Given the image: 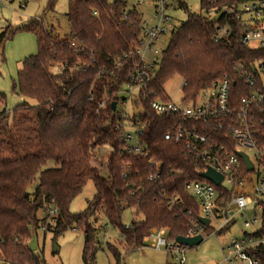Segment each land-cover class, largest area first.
Listing matches in <instances>:
<instances>
[{
  "label": "trees",
  "instance_id": "obj_1",
  "mask_svg": "<svg viewBox=\"0 0 264 264\" xmlns=\"http://www.w3.org/2000/svg\"><path fill=\"white\" fill-rule=\"evenodd\" d=\"M58 1L47 0L41 16L27 25L8 27L0 35V47L18 32L33 34L38 45L37 54L24 60L12 87L36 104L0 112V264H46L42 253L31 250L32 240L42 229L43 238L50 233L56 239L71 228L83 234V264H96L100 218L103 226L119 231L123 253L146 247L144 238L153 229H165L174 241L186 234L189 217L179 206L167 208L163 194L181 196L185 206L197 212L183 188L198 180V173L182 147L165 140L171 128L167 119L144 104L139 120L148 158L129 153L121 136L127 119L113 109V103H119L127 76L137 64V16L129 14L124 20L123 0H68L71 38L61 39L45 22ZM249 1L218 0L219 12L228 8L234 13L214 22L181 3L187 19L162 52L156 79L146 92L161 93L169 81L182 79L186 98L193 99L225 75L235 79L238 64L264 61V52L242 42L244 26L236 8ZM219 26L228 27L230 34L214 42ZM72 40L79 46L71 47ZM55 66L59 73L50 70ZM233 87L239 97L248 92L239 81ZM6 101V94L0 92V104ZM259 118L264 121V113ZM105 146L111 151L100 170L92 160ZM154 174H160L158 182L149 181ZM90 181L95 195L84 211L72 213V202ZM128 209L142 219H133L126 229L123 214ZM108 249L115 264H124L121 251L112 245ZM257 256L264 264V252Z\"/></svg>",
  "mask_w": 264,
  "mask_h": 264
},
{
  "label": "built area",
  "instance_id": "obj_2",
  "mask_svg": "<svg viewBox=\"0 0 264 264\" xmlns=\"http://www.w3.org/2000/svg\"><path fill=\"white\" fill-rule=\"evenodd\" d=\"M113 1L109 0L110 3ZM123 1L124 20H129V14L136 15L139 29L134 49L137 64L128 74L119 95L120 101L115 106L122 112L121 118L127 119L121 135L127 143V151L149 157V151L141 141L144 129L139 120L144 113V104H147L156 115L167 119L171 128L165 140L182 147L198 177L209 168L222 177L219 184L199 177L184 185V193L196 205V214L185 206L181 196L163 194L167 208L179 206L189 217L183 236H202L203 239L220 236L222 230L230 231L241 223L245 229L239 238L222 249L223 260L219 264H232L236 260L244 264H262L257 252H264V121L259 118V114L264 113V61L252 65L238 64L235 79L225 75L202 89L193 99L186 98L183 91L186 83L182 79L177 89L181 95L177 100L166 94L165 85L161 93H147L148 84L156 79L164 51L158 47L159 42L166 36L171 40L183 23L177 13L184 11L181 3L188 6V0ZM196 1L202 12L195 14L212 19L220 13L215 6L218 0ZM223 9V15L234 13V10ZM236 9L244 26L242 42L252 50L264 52V0L245 2ZM149 10L153 25L145 18ZM229 34L228 27L219 26L213 41H220ZM78 46L76 41H71V47ZM236 81L248 90L242 97L237 96L233 87ZM104 104L101 102L99 107L103 108ZM129 108L133 110L130 117ZM139 108L141 112L137 113ZM132 117L136 118L135 123ZM130 128L135 133H131ZM244 156L251 164V170L247 169ZM150 161L153 165L152 159ZM160 179V174L149 177L151 182ZM200 219L208 220L209 224L204 225ZM130 227L131 224L125 226L126 229ZM147 240H150L149 244ZM144 241L154 249L172 254L177 264L186 262L188 247L169 240L165 229H153Z\"/></svg>",
  "mask_w": 264,
  "mask_h": 264
},
{
  "label": "rangeland",
  "instance_id": "obj_3",
  "mask_svg": "<svg viewBox=\"0 0 264 264\" xmlns=\"http://www.w3.org/2000/svg\"><path fill=\"white\" fill-rule=\"evenodd\" d=\"M188 7L193 13H201V9L197 6L196 0H188ZM47 0H0V35L14 27L27 25L32 19L42 15ZM68 0H59L55 11L48 13L45 17V22L48 29L53 35L59 38H71L70 25L67 18ZM180 21L184 22L187 19L185 11L177 13ZM146 20L150 25H153L152 12H146ZM170 41V36L162 38L158 47L165 50ZM38 52V45L35 36L27 32H18L13 38L6 40L0 47V92L6 94V103L0 104V112L4 109L13 111L17 105L28 103L35 105L36 101L18 95L13 91V82L16 81L18 72L22 69V64L26 58L35 56ZM53 73L61 71L58 66L50 69ZM179 80L169 81L164 89L169 97L177 100L180 98V93H177ZM264 85V77H263ZM141 109L137 110L140 113ZM133 110L129 108L128 116L130 117ZM131 133H135L133 128H130ZM111 149L105 146L96 157L93 158L92 164L99 168L107 162ZM103 174V173H102ZM104 175V174H103ZM95 188L90 181L79 194L70 206V211L74 214L81 213L87 206V203L95 195ZM142 219L141 215H136L134 209H128L123 214V222L131 224V221ZM104 221L100 218L96 226L100 227L98 241L100 250L96 254V264H115L108 245L116 247L122 253L124 252L123 239L116 229L109 226H103ZM45 229V228H44ZM244 226L239 223L234 228L230 229L223 235L210 236L197 247L188 249L185 253L186 262L184 264H219L223 260L222 249L230 244L235 238H239L244 230ZM44 230H40L36 240V250L42 256L46 264H83L82 250L84 245V237L82 232L75 228L67 230L62 236L53 239L50 233H47L46 238H43ZM150 243V240H147ZM54 244L59 249L54 252ZM147 244L146 247L123 253L124 264H168L174 263V256L165 252L163 249H154ZM232 264H244L240 260L234 261Z\"/></svg>",
  "mask_w": 264,
  "mask_h": 264
},
{
  "label": "water",
  "instance_id": "obj_4",
  "mask_svg": "<svg viewBox=\"0 0 264 264\" xmlns=\"http://www.w3.org/2000/svg\"><path fill=\"white\" fill-rule=\"evenodd\" d=\"M225 13L224 10H222L217 16H215L214 18H212L211 20L217 21L219 20L222 15ZM116 104L113 103V109H115ZM244 159L247 163V169L251 170V164L249 163L247 157L244 156ZM199 177L207 179L211 182H213L214 184H219L222 181V177L220 175H218L217 173H215L212 169H208L207 172L204 173H200ZM200 221L204 224V225H208L209 221L206 219H200ZM175 241L184 246V247H188L190 249L199 246L203 241V237L202 236H196V237H184V236H179L175 239ZM31 250L35 251L36 250V239H33L31 242ZM58 248L56 247V244H54V252H58Z\"/></svg>",
  "mask_w": 264,
  "mask_h": 264
}]
</instances>
